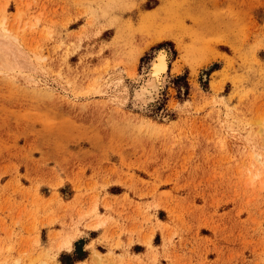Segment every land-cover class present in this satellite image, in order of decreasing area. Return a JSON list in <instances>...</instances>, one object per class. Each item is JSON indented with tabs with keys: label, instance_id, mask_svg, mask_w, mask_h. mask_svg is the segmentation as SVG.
I'll return each instance as SVG.
<instances>
[{
	"label": "rangeland",
	"instance_id": "1",
	"mask_svg": "<svg viewBox=\"0 0 264 264\" xmlns=\"http://www.w3.org/2000/svg\"><path fill=\"white\" fill-rule=\"evenodd\" d=\"M3 30L0 264H264V0H0Z\"/></svg>",
	"mask_w": 264,
	"mask_h": 264
},
{
	"label": "bare ground",
	"instance_id": "2",
	"mask_svg": "<svg viewBox=\"0 0 264 264\" xmlns=\"http://www.w3.org/2000/svg\"><path fill=\"white\" fill-rule=\"evenodd\" d=\"M0 37L10 36L6 35L3 30L0 31ZM0 49L2 48L0 47ZM171 56L172 52L168 47L163 46L156 50L154 57L149 63V69L146 71V79L144 80V83L139 86L140 88L136 90V97L139 100V107L146 108L149 106V103L155 102L161 97V94L165 88V84L168 80L169 62Z\"/></svg>",
	"mask_w": 264,
	"mask_h": 264
},
{
	"label": "trees",
	"instance_id": "3",
	"mask_svg": "<svg viewBox=\"0 0 264 264\" xmlns=\"http://www.w3.org/2000/svg\"><path fill=\"white\" fill-rule=\"evenodd\" d=\"M78 249V250H77ZM79 242H76V251L73 254H67L69 257H73L74 262L75 261H81L84 260L87 256V252L84 250H79ZM79 251H81V253L79 254Z\"/></svg>",
	"mask_w": 264,
	"mask_h": 264
},
{
	"label": "water",
	"instance_id": "4",
	"mask_svg": "<svg viewBox=\"0 0 264 264\" xmlns=\"http://www.w3.org/2000/svg\"><path fill=\"white\" fill-rule=\"evenodd\" d=\"M156 53V52H155ZM154 57V56H153Z\"/></svg>",
	"mask_w": 264,
	"mask_h": 264
}]
</instances>
